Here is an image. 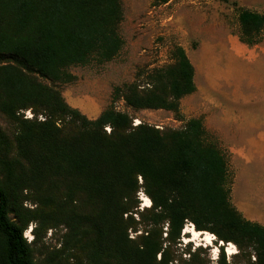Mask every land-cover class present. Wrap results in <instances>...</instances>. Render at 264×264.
Returning a JSON list of instances; mask_svg holds the SVG:
<instances>
[{
    "label": "trees",
    "instance_id": "trees-1",
    "mask_svg": "<svg viewBox=\"0 0 264 264\" xmlns=\"http://www.w3.org/2000/svg\"><path fill=\"white\" fill-rule=\"evenodd\" d=\"M121 19L120 0H0V113L14 129L0 131V264H48L35 260L23 237L28 223L36 236V224L48 221L66 228L73 264H168L185 223L237 249L226 263L219 245L215 264H264V227L230 203L225 155L200 118L180 114V98L194 90L180 46L142 85L114 86L94 119L61 98L56 85L74 79L69 67L117 55ZM236 19L239 42L258 43L264 13L237 9ZM117 100L132 112L168 111L182 124L133 125ZM24 109L34 118L22 119ZM23 191L33 203H55L56 212L24 209ZM140 194L149 205L139 209ZM186 251L191 261L199 254Z\"/></svg>",
    "mask_w": 264,
    "mask_h": 264
},
{
    "label": "rangeland",
    "instance_id": "rangeland-1",
    "mask_svg": "<svg viewBox=\"0 0 264 264\" xmlns=\"http://www.w3.org/2000/svg\"><path fill=\"white\" fill-rule=\"evenodd\" d=\"M120 5L121 49L108 62L69 67L74 79L56 85L63 101L86 118L94 119L108 105L114 86L133 81L142 85L146 73L171 63V47L180 46L192 66L194 85V90L179 100L180 114L184 119L200 118L208 141L225 155L232 206L235 208V200L242 195L252 213H263L264 27L259 42L246 46L238 40L236 15L237 9L264 13V0H120ZM114 107L131 114L133 120L158 128H178L182 124L168 111L132 112L121 100ZM27 111L30 117L24 118ZM17 114L22 119L34 118L29 109L19 110ZM36 119L42 120L43 116L38 114ZM13 130L0 113V131L11 134ZM244 140L257 146L251 148L257 162L245 165V160L239 157V146ZM23 192L29 196L22 203L24 209L41 210L44 215L56 212L55 203L41 206L30 201L28 191ZM139 197L140 209L146 201L143 195ZM49 225L40 228L36 224V236L31 232L33 222L23 231L25 240L32 241L35 260L48 264L75 263L70 258L71 244L64 243L66 228L60 222L54 228ZM164 229L163 226L162 238ZM191 229H194L192 225L185 223L179 241L169 250L168 264H215L219 245L226 263L233 261L232 256L237 252L234 245L222 244L211 233L209 244L203 239L206 235L193 239ZM127 234L128 238L135 235L132 231ZM194 248L199 249V254L191 261L186 249L190 253ZM236 262L238 259H234Z\"/></svg>",
    "mask_w": 264,
    "mask_h": 264
},
{
    "label": "crops",
    "instance_id": "crops-1",
    "mask_svg": "<svg viewBox=\"0 0 264 264\" xmlns=\"http://www.w3.org/2000/svg\"><path fill=\"white\" fill-rule=\"evenodd\" d=\"M264 142V140H263ZM257 146L254 145L250 141H243L239 146V157L245 160V165L251 163L252 161H258L255 153L251 150V148H256ZM230 148V147H229ZM245 196H239L237 200H235L234 205L236 210L241 214V216L251 222L257 223L264 227V210L263 213H252L250 210L249 204L246 202Z\"/></svg>",
    "mask_w": 264,
    "mask_h": 264
},
{
    "label": "bare ground",
    "instance_id": "bare-ground-1",
    "mask_svg": "<svg viewBox=\"0 0 264 264\" xmlns=\"http://www.w3.org/2000/svg\"><path fill=\"white\" fill-rule=\"evenodd\" d=\"M146 201V204H144L145 207L149 205L148 199L145 197L143 198ZM189 233L192 234L193 239L200 238L202 235H206L203 239L209 244L211 242L210 233L204 232V231H196L195 229H191ZM228 246H232L231 243H228Z\"/></svg>",
    "mask_w": 264,
    "mask_h": 264
},
{
    "label": "built area",
    "instance_id": "built-area-1",
    "mask_svg": "<svg viewBox=\"0 0 264 264\" xmlns=\"http://www.w3.org/2000/svg\"><path fill=\"white\" fill-rule=\"evenodd\" d=\"M30 116H29V112L27 111V112H25V116H24V118H29ZM138 123V121L137 120H133V125H135V124H137Z\"/></svg>",
    "mask_w": 264,
    "mask_h": 264
}]
</instances>
